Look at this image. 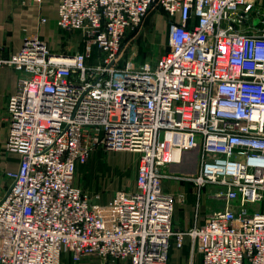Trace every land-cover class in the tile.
<instances>
[{
  "label": "built area",
  "instance_id": "1",
  "mask_svg": "<svg viewBox=\"0 0 264 264\" xmlns=\"http://www.w3.org/2000/svg\"><path fill=\"white\" fill-rule=\"evenodd\" d=\"M253 8L60 0L57 26L82 51L55 54L38 36L8 58L0 47V68L19 72L4 149L20 160L0 197V264H170L172 241L187 237L202 264H264V33L238 28ZM156 9L168 50L127 61L125 39ZM99 150L138 155L136 190L105 205L76 184ZM188 185L198 200L219 188L226 205L178 231Z\"/></svg>",
  "mask_w": 264,
  "mask_h": 264
},
{
  "label": "crops",
  "instance_id": "2",
  "mask_svg": "<svg viewBox=\"0 0 264 264\" xmlns=\"http://www.w3.org/2000/svg\"><path fill=\"white\" fill-rule=\"evenodd\" d=\"M59 4L60 0H46L43 7L39 8L31 4L30 0H0V47L3 57L18 54L26 40L35 36L44 41L48 40L53 50L57 52L61 50L60 44L63 42L60 41L61 33L57 26ZM43 18L46 22L42 21ZM238 28L248 33H264V0H254L252 12L245 15L242 26ZM168 30L169 22L163 10L156 9L147 16L143 33L145 37L159 41L160 49L168 45ZM75 36L83 46L81 36L79 34ZM74 47L64 46L63 49L73 51ZM18 79L19 72L16 69L0 68V197L10 186L7 174L17 171L20 163L16 155L4 149L8 134L7 102L17 88ZM118 165L120 170L123 165L120 162ZM188 187L191 188L189 185L182 188L189 194L186 204H179L175 214V228L178 231H188L193 227L197 212L201 214L202 221L208 212L205 197L196 199ZM135 190L136 181L130 191ZM172 245L170 264H202V256L195 250L191 238H185L182 247L177 246L175 240L172 241Z\"/></svg>",
  "mask_w": 264,
  "mask_h": 264
},
{
  "label": "rangeland",
  "instance_id": "3",
  "mask_svg": "<svg viewBox=\"0 0 264 264\" xmlns=\"http://www.w3.org/2000/svg\"><path fill=\"white\" fill-rule=\"evenodd\" d=\"M150 14V13H149ZM145 23L140 30L133 32L125 39L126 44V59L132 60V63L141 65L147 61H154L159 56L166 53L168 45L163 49L159 47V41H155L150 37L144 35ZM61 40L63 43L61 50L58 52L53 50L55 54H68L74 52H80L83 50V46L79 43V38L75 35H67L60 31ZM136 33V34H135ZM135 34V35H134ZM132 37V38H131ZM148 38V39H147ZM48 44L50 42L46 40ZM74 45L73 51L64 50V46ZM156 48V49H155ZM156 51H155V50ZM159 49V51H157ZM75 50V51H74ZM158 52V53H157ZM122 163V167L118 169V163ZM137 164V166H136ZM138 168V155L132 152H119V153H107L106 151L99 150L91 158L90 162L79 168L76 176V184L80 186L85 193L89 194L94 203L109 204L113 195L118 191L131 192L137 176ZM185 173H193L192 166H183ZM189 188V187H188ZM193 189V188H189ZM222 192L215 186L206 187L203 198L205 197V203L207 205L206 210L209 212L218 211L225 208L226 201L221 198H213L212 196ZM193 193V190H192ZM100 196V199H98ZM189 196V194H188ZM193 201V200H192ZM186 204V203H185ZM258 208L259 206H255ZM251 212L258 211L254 207H250Z\"/></svg>",
  "mask_w": 264,
  "mask_h": 264
}]
</instances>
